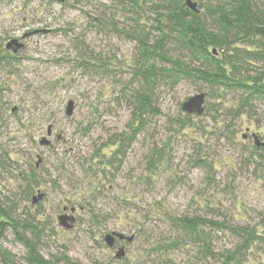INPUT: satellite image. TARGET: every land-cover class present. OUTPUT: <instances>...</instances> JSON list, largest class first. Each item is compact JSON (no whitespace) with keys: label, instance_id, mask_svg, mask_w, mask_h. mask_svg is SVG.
<instances>
[{"label":"rangeland","instance_id":"obj_1","mask_svg":"<svg viewBox=\"0 0 264 264\" xmlns=\"http://www.w3.org/2000/svg\"><path fill=\"white\" fill-rule=\"evenodd\" d=\"M130 1L0 0V198L42 229L46 258L220 264L187 239L164 248L180 237L176 217L260 227L264 147L256 151L254 135L264 141V101L238 117L240 92H211L185 78L162 83L160 113L148 114L117 156L116 141L133 122L130 96L140 87L132 79L137 43L126 34L135 25ZM12 39L23 44L17 53L6 48ZM174 55L188 60L179 48ZM200 92H207L204 114L183 112ZM63 215L74 217L72 229L60 224ZM206 231L217 252L240 241L227 227ZM112 232L134 237L119 244L120 259L105 239ZM4 247L19 258L27 251L13 232ZM246 264H264L263 244Z\"/></svg>","mask_w":264,"mask_h":264},{"label":"trees","instance_id":"obj_2","mask_svg":"<svg viewBox=\"0 0 264 264\" xmlns=\"http://www.w3.org/2000/svg\"><path fill=\"white\" fill-rule=\"evenodd\" d=\"M129 3L136 18L131 19L135 22L132 32L126 34L137 43L132 79L140 87L130 96L133 122L130 133L123 132L116 141L117 156L123 155L124 147L135 140L146 116L160 113L155 91L162 83L176 84L185 78L201 82L211 92H240L238 117L250 112L254 100L264 101V7L258 0L200 1L199 10H192L187 0ZM178 48L187 53L188 60L174 55ZM19 209L14 202L0 198V264H78L67 257L46 258L40 251L42 229L23 219ZM172 223L180 237L164 250L182 246L187 239L220 264H246L251 250L260 243L264 245V214L260 227L231 226L199 216L176 217ZM208 224L211 230L227 227L240 241L232 249L217 252L212 245L214 237L206 231ZM11 232L27 250L23 258L4 247Z\"/></svg>","mask_w":264,"mask_h":264},{"label":"water","instance_id":"obj_3","mask_svg":"<svg viewBox=\"0 0 264 264\" xmlns=\"http://www.w3.org/2000/svg\"><path fill=\"white\" fill-rule=\"evenodd\" d=\"M187 4L192 10H199L197 1L187 0ZM21 47H23V44L19 42L17 39L10 40L6 45V48L12 50L14 53H17ZM206 98H207V92H200L192 95L182 103L183 112L187 114H195V115L204 114ZM72 110H73V102H70L67 107V114L71 115ZM254 143L258 147L264 146V141H261L257 135H254ZM34 202H36V200H34ZM59 220H60V224L62 226H65L67 229H72L74 227L73 216L63 215L59 218ZM68 221H71V223H68ZM116 237L122 240H127L129 242L132 241L134 238L133 236H126L125 234L120 232H112L111 234H108L105 238L109 247L112 248L115 245ZM124 255H125V247H120L116 254V258L120 259Z\"/></svg>","mask_w":264,"mask_h":264},{"label":"flooded vegetation","instance_id":"obj_4","mask_svg":"<svg viewBox=\"0 0 264 264\" xmlns=\"http://www.w3.org/2000/svg\"><path fill=\"white\" fill-rule=\"evenodd\" d=\"M248 138H249V136H248ZM260 140H261V139H260ZM261 141H263V140H261ZM255 145H256V144H255ZM256 146H257V145H256ZM257 147H258V146H257ZM259 147L262 148V147H264V146H259ZM121 242H125V240H122V239L116 237L115 245L113 246V248L119 250V248L121 247V246H119V244H120Z\"/></svg>","mask_w":264,"mask_h":264}]
</instances>
